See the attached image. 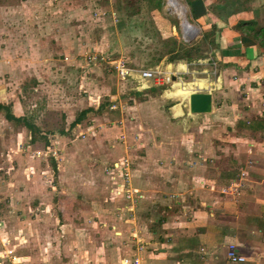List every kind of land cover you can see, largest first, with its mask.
<instances>
[{
  "label": "rangeland",
  "instance_id": "obj_1",
  "mask_svg": "<svg viewBox=\"0 0 264 264\" xmlns=\"http://www.w3.org/2000/svg\"><path fill=\"white\" fill-rule=\"evenodd\" d=\"M176 1L183 6L181 15L167 0L157 11L178 26L179 43L186 45L196 41L198 31L189 32L191 37L183 35V20L192 22L184 0ZM109 4L115 9L112 17L105 9ZM152 10L147 0H0V102L31 126L8 120L0 112V225L4 228L14 223L29 232L32 227L35 232L74 229L72 223L81 229L130 228L125 220L132 216L125 215V199L105 200L112 195L107 187H117L113 180L122 181L115 164L128 163L124 185L132 190L131 173L140 178L145 171L139 163L147 143L162 139L157 119L177 121L165 108L177 94L187 97L191 92L187 83L171 80L156 83L160 90L138 96L131 88L134 83L121 78L113 67L111 61L118 58L131 67L156 66L161 58L153 59L178 45L172 38L160 37ZM127 13L133 18L130 22ZM120 21L123 30L111 29ZM113 45L110 52L107 46ZM83 109L89 110L70 126ZM212 120L200 118L190 129L211 130ZM189 124L190 120L188 130ZM152 174L158 176V171L153 169ZM128 200L130 207L136 198ZM26 232L19 234L20 242L30 243L26 250L39 255L45 233L31 231L35 235L27 236ZM2 238L6 244L13 241ZM11 252L4 249L0 257L14 262L16 255ZM0 264L5 262L0 259Z\"/></svg>",
  "mask_w": 264,
  "mask_h": 264
},
{
  "label": "crops",
  "instance_id": "obj_2",
  "mask_svg": "<svg viewBox=\"0 0 264 264\" xmlns=\"http://www.w3.org/2000/svg\"><path fill=\"white\" fill-rule=\"evenodd\" d=\"M184 2L187 18L198 31L195 40L210 33L215 24L217 30L211 37L214 43L201 58L168 62L164 60L166 54L156 65L172 72L175 82L190 85L191 91L210 92L211 110L191 113L188 98L176 93V101L165 109L177 121H170L169 117L163 121L164 117L159 116L157 130L162 139L156 136L158 142L147 143L139 163L145 170L141 171V177L131 173L129 187L136 198L133 206L129 207V200L116 192L120 181L112 179L117 187L111 184L107 187L112 195L105 200L125 199V215L132 216L125 220L130 228L113 225V229H81L78 223H72L74 229H36L35 232L32 227L29 232L21 224L16 227L14 223L7 229L0 225V254L4 249H12L11 254L16 255L14 262L0 257L2 262L120 264L122 255L131 251L132 243L128 239L136 234L145 248V264H264V51L255 39L235 28L239 21L246 20L264 25V0H239L236 6L231 3L227 6L222 0ZM213 2L225 4L229 12L218 17L212 9ZM94 4L99 6L101 2ZM105 9L109 10L108 16L115 14L113 4ZM157 10L151 12L155 14L160 37L172 38V43L178 44V26L160 16ZM128 15L130 22L133 18ZM117 23L111 29L123 30L124 22ZM191 33L187 36L191 37ZM107 47L110 52L115 49V45ZM127 81L134 83L131 88L138 96L160 90L158 85L162 84L151 83L138 75L128 77ZM200 118L201 122L204 118L215 120L211 130L190 129L196 127L191 123ZM189 120L190 130L186 129ZM153 169L158 171V176H153ZM125 189L124 186L122 192ZM23 231H27L24 233L27 236L35 235L31 231L36 235L45 233L46 242L38 245L43 252L33 255L32 250H26L30 243L20 242L23 238L19 234ZM53 233L57 234L56 238ZM2 236L13 241L6 244ZM55 239L57 242L53 243ZM229 243L246 256L245 261L233 263L226 259Z\"/></svg>",
  "mask_w": 264,
  "mask_h": 264
},
{
  "label": "trees",
  "instance_id": "obj_3",
  "mask_svg": "<svg viewBox=\"0 0 264 264\" xmlns=\"http://www.w3.org/2000/svg\"><path fill=\"white\" fill-rule=\"evenodd\" d=\"M147 1L150 2V6H152V8H158V9L161 8L163 3L162 0H152V1L147 0ZM222 1L226 2L227 6L228 3H231L232 6H236L237 1L239 0H222ZM212 5H214V2ZM212 9L215 11V14H217L218 17L221 16V13L223 12H226V14L229 12L225 10L226 5L225 4L220 5V3L212 6ZM126 15L131 16V13H127ZM235 28L240 32L244 33L245 35L255 39L260 44L262 50L264 51V25H258L255 20H246V21H239L236 24ZM216 30H217V26L214 24L212 25V30L210 31V33L207 34L204 33L199 41H191L188 42L186 45L184 43L182 44L178 43V45L175 48L172 47L170 50H168L167 53L168 56L166 57V60L168 62L175 60L191 61L205 56L206 51L209 50L208 46L214 43L211 37L213 36ZM160 58L161 55L153 60L157 61ZM88 110L89 109L81 110L79 114L75 117L74 121L70 123V126H74L78 124V122H80L83 119V117L86 115ZM1 111L3 112L6 119L15 120V121L21 120L22 122H24V125H26V127H28L29 129L31 128L28 121L22 120L21 117L15 116L13 114V112L11 111V107L8 104H4L0 102V112Z\"/></svg>",
  "mask_w": 264,
  "mask_h": 264
},
{
  "label": "built area",
  "instance_id": "obj_4",
  "mask_svg": "<svg viewBox=\"0 0 264 264\" xmlns=\"http://www.w3.org/2000/svg\"><path fill=\"white\" fill-rule=\"evenodd\" d=\"M102 58V57H101ZM109 62V59H108ZM113 67L116 71V73L121 77H130L138 75L140 78L144 79H152L156 83H163V82H170L172 79V72L162 69L159 66H153V67H144V68H138V67H131L126 64L125 60L118 58V60H112ZM122 164V162L120 163ZM116 164L115 167L119 171L120 177L122 178V181L120 182V186L116 188V192L123 194L125 198L130 199L132 194L134 193L133 190L128 189L125 192H122V188H124L125 181L128 179V163H124V165ZM127 182V181H126ZM132 243L131 251L129 253H126L122 255L120 264H145L144 263V245L142 242L137 240L136 234H131L130 239H128ZM127 239H124V243H128ZM132 240V241H131ZM226 259L230 262L237 263L242 262L246 260V256L243 254H240L237 251L236 246L233 243H229L226 248Z\"/></svg>",
  "mask_w": 264,
  "mask_h": 264
},
{
  "label": "water",
  "instance_id": "obj_5",
  "mask_svg": "<svg viewBox=\"0 0 264 264\" xmlns=\"http://www.w3.org/2000/svg\"><path fill=\"white\" fill-rule=\"evenodd\" d=\"M188 23L183 20L182 29L183 35L187 36L188 32L184 31V24ZM188 106L191 113H207L211 110L212 96L210 92L193 90L188 96Z\"/></svg>",
  "mask_w": 264,
  "mask_h": 264
},
{
  "label": "bare ground",
  "instance_id": "obj_6",
  "mask_svg": "<svg viewBox=\"0 0 264 264\" xmlns=\"http://www.w3.org/2000/svg\"><path fill=\"white\" fill-rule=\"evenodd\" d=\"M167 1L170 6H173V8L178 12V14L181 15L183 13V6L180 3H178V1L176 0H167ZM185 30L189 33V31H195V28L190 23H186L184 24V31Z\"/></svg>",
  "mask_w": 264,
  "mask_h": 264
}]
</instances>
